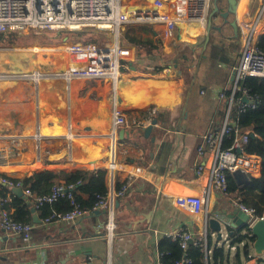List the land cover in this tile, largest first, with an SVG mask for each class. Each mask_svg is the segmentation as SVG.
I'll list each match as a JSON object with an SVG mask.
<instances>
[{
	"label": "crops",
	"instance_id": "1",
	"mask_svg": "<svg viewBox=\"0 0 264 264\" xmlns=\"http://www.w3.org/2000/svg\"><path fill=\"white\" fill-rule=\"evenodd\" d=\"M141 1L146 3L147 0ZM223 1L226 4V0L219 3ZM258 4L259 0H237V38L233 37L232 28L221 16L227 6H218L220 13L212 17L211 24L220 30L212 29L209 39L214 36L225 42L229 64L222 63L213 68V72L206 69L204 61L213 0L205 28L190 33L180 31V39L175 42L163 41L158 29L147 24L127 25L146 27L142 35L149 38L147 47L152 52L136 54L133 46L122 45L130 54L123 61V70L114 91L103 79L77 78L67 82L60 76L50 75L52 79L65 81L64 124L57 122L64 110L55 90L45 92L40 88L39 81L46 70L44 66L40 65L33 77L35 82H32L37 85L35 92L36 86L31 90L28 81L31 78L17 75L18 80H8L2 76L0 156L9 157L6 149H12V145H17L20 150L17 157L10 158L11 167L8 159L0 158V174L31 177L45 170L103 169L107 172L109 192L111 184L123 179L124 170L135 161L165 176V181L163 189H158L148 181L134 178L125 196L114 199L109 210L87 213L73 223L42 224V217L54 206L46 205L36 210L31 200L21 197L28 210L23 218L33 224L31 238L24 242L0 227V264H101L105 261L112 264H157L162 248L173 242L168 235L181 227L188 228L200 239L199 257L203 264L209 263L214 248L226 246L216 240V233L209 229L208 220L236 209L232 204L242 199V184L233 177L237 189L226 195L212 189L208 213L202 220H192L186 211L175 205L174 197L197 191L199 184L191 182L196 167L199 163L211 162L213 153L205 147L204 155L200 156L197 146L207 131L222 125L226 116L227 100L219 99L217 95L232 87L233 69L240 51L239 24L256 15ZM180 41L194 46L192 51L196 55L191 62L179 64L174 59V44ZM234 43L237 48L231 50L229 45ZM28 44L8 46H14L17 51L32 50L34 46L15 47ZM25 54L19 51L13 56H18L16 59L20 61ZM32 62L33 55L29 69L21 64L18 68L28 69L29 73L34 70ZM223 76L226 77L224 83ZM112 100L124 114L123 124L115 126L113 123ZM72 105L92 122L80 132L69 122L67 125V113L72 114ZM10 191L6 192L9 198ZM81 197L87 198L84 194ZM14 209L11 207L12 213ZM234 219L241 218L235 215ZM231 221L229 219L227 225ZM227 227L228 231H235ZM229 247V250L235 249L234 245ZM256 261L257 257L253 256L245 264H256Z\"/></svg>",
	"mask_w": 264,
	"mask_h": 264
},
{
	"label": "built area",
	"instance_id": "2",
	"mask_svg": "<svg viewBox=\"0 0 264 264\" xmlns=\"http://www.w3.org/2000/svg\"><path fill=\"white\" fill-rule=\"evenodd\" d=\"M211 2L212 0H147L146 3L131 5L128 0H0V33L84 28L112 31L113 40L103 44L71 38L39 41L31 50L35 60L34 70L20 76L31 78L35 82L33 77L42 65L46 69L44 75L60 76L67 82L75 78L103 79L109 82L114 91L123 70V61L130 54L129 50L118 42L120 29L132 24L156 25L163 41L175 42L180 39V31L190 33L205 28ZM239 30L240 51L238 63L233 69L232 87L228 92L222 90L217 95L219 99L227 100L226 116L222 125L207 131L197 146V154L200 156L204 155L205 147L213 153L211 162L199 163L196 167L191 182L199 184L197 191L174 197L175 205L186 211L194 221L206 219L212 189L215 188L225 195L229 192L227 173L239 170L250 178L260 176L262 167L260 155L243 150L250 131L236 125L230 113L235 105L238 111L245 107H254L250 102L251 96L245 89L240 88L241 81L249 76L264 78V49L257 46V39L264 33V0H259L258 11L251 20L239 24ZM40 60L42 64L39 63ZM45 61L48 63L43 64ZM240 90L241 102L235 100ZM111 116L115 126L125 122L123 112L113 100ZM225 138L231 139V144L222 149L221 144ZM17 147L12 145V149H6L9 157L4 154L0 156L2 159H8L10 167L13 166L10 158L19 155L20 149ZM15 150L17 151L14 152ZM126 169L128 170H124L125 177L117 185L112 183L107 195H97L95 203L88 210L82 209L76 202L71 193L72 186L62 182L54 184L50 192L44 195H34L27 186H23L20 176H1L0 186L5 185L10 190L22 189L23 197L31 200L36 210L51 205L60 198L66 199L71 206L70 210L65 212L52 210L42 217L41 222L44 225L53 222L73 223L87 213L109 210L114 199L125 196L134 178H141L156 188L163 189L165 176L154 170L132 164ZM9 202L8 196H0V227L5 232L28 242L33 224L15 220L11 210L7 208ZM232 205L247 215L248 227L264 217V213L258 216L255 209L247 206L242 199ZM168 237L181 249L180 257L171 264H193V258L188 250L190 245L200 247V239L186 227L177 229ZM168 253L161 252L157 264H165L162 256ZM101 264L112 263L105 261Z\"/></svg>",
	"mask_w": 264,
	"mask_h": 264
},
{
	"label": "trees",
	"instance_id": "3",
	"mask_svg": "<svg viewBox=\"0 0 264 264\" xmlns=\"http://www.w3.org/2000/svg\"><path fill=\"white\" fill-rule=\"evenodd\" d=\"M129 1L132 4L135 0ZM218 1L219 0H217V2ZM138 2L140 4L143 3L141 0ZM139 30H141V32ZM144 32H146L145 26H128L123 32V38L121 39L120 44L133 46L136 54L150 53V50L147 47L149 38L142 35ZM66 35H69L73 40L91 41L95 43H101L104 36L103 32L97 33L93 28H84L81 30H43L40 33L31 36H29V33L11 32L9 34L0 33V45L29 43L35 39H39L40 41L62 39V37H65ZM236 43L229 45L231 50L237 48ZM225 45L226 44L223 40L217 39L214 36L210 37L204 59L206 69L210 72H213V68L218 67V65L222 63L229 64V60L227 59V47ZM20 46L25 47L32 45H16L15 47ZM257 46L264 49V33L257 39ZM193 48L194 46L187 42L180 41L175 43L174 59H176L179 64L191 62L196 55L195 52L192 51ZM221 73L224 75L223 72ZM225 76H223V83L226 82ZM240 88L245 89L251 96L250 102H252L254 107H245L243 110L238 111L237 105H235L231 112V119L235 121L236 125L239 127L248 128L250 131L248 141L244 144L243 150L260 155L262 160L260 176L257 178L248 177V182L240 189V193L243 202L247 206L254 208L256 214L261 216L264 213V78L252 76L245 77L240 83ZM225 91L228 92L229 89ZM235 100L241 102V90L237 92ZM251 134L253 136H251ZM230 144L231 139L225 138L221 144V148H227ZM132 164L142 166L138 162L135 163V161H133ZM106 174L107 172L103 169H82L67 172L45 170L39 173H34L31 177H22L20 179L22 180L23 186H27L34 195H44L49 193L51 187L59 182H62L67 186L70 185L72 186L71 193L76 202L82 209L88 210L91 209L95 203L97 195H107L108 188L106 186ZM0 176L6 175L0 174ZM226 176L228 180V191L237 189L231 173H227ZM8 190L10 191L7 186L2 185L0 196L6 197V192ZM82 194L86 195L87 198L83 199L81 197ZM51 205L54 207H52L47 213L52 210L65 212L71 209L69 202L64 198L58 199ZM11 207L15 208L12 213L14 219L26 222L23 218V215L28 213L25 199L17 196L12 191H10V202L8 203L7 208L11 210ZM250 234L251 231L248 226L244 227L242 230L234 231L232 235L229 236L230 245L235 246L233 257H230L229 250L226 252L222 246L216 247L213 249L208 264H245L247 261L251 260L253 258L251 253V243L254 239ZM238 244H242L241 247ZM161 251L169 252L162 256V261L165 264H171L181 255V249H179L175 242L164 246ZM188 253L193 258V264H201L199 247H193L190 245ZM256 264H264V257H257Z\"/></svg>",
	"mask_w": 264,
	"mask_h": 264
},
{
	"label": "rangeland",
	"instance_id": "4",
	"mask_svg": "<svg viewBox=\"0 0 264 264\" xmlns=\"http://www.w3.org/2000/svg\"><path fill=\"white\" fill-rule=\"evenodd\" d=\"M128 3L131 4V2L129 0H128ZM217 4L221 8H225V6H226L225 1H223L222 4H220L218 1ZM210 12H211V10L209 11V13ZM218 23H219V20H218ZM214 25H217V24L215 23ZM152 27L157 28L156 25H154ZM94 30L97 33L103 32L104 36L102 35L103 36V38L101 40L102 44L113 40L112 31H110V30H97V29H94ZM119 31H120V33H119L118 42L120 43L121 39L123 38V32L125 31V28L120 29ZM40 32L41 31H28L26 33L27 34L29 33V36H31V35H35V34L40 33ZM62 38L70 39L69 35H66L65 37H62ZM39 41H40L39 39H35V40L29 42L28 45L34 46V44H36ZM3 48H7V49H3ZM13 48H14V46L0 45V75L5 77V79H8V80H12V79L18 80V78H16V76L20 75V74L28 73L27 71L31 67V59H32L31 51L28 53L26 52V54H25L26 56L24 55L22 57L23 59L18 61L16 59V57H18V56L14 57L13 54H17V53H19V51L14 50ZM6 52H8V53H6ZM150 52H152V51H150ZM19 64H21L23 67H26L28 69L24 70V71L19 69L18 68ZM21 71L24 73H22ZM41 74H43V73H41ZM8 75L10 77H7ZM48 76H50V75H48V74L43 75L42 78L40 79V81L38 80L40 82V88H41V90H43V88H44L45 92H47L46 90H49V91L55 90L54 92L58 95L59 99L63 102L62 103V105H63L62 109L64 110V114L61 116V120H59L57 122H61V124H64V117H65V113H66L65 102H64L65 101L64 98L66 96L65 81L61 80V79H52L51 76L50 77H48ZM75 79H77V78H75ZM20 80H25V79H20ZM28 81L31 82V90L33 89V86H36L35 87L36 89H33V90H34V92L37 91V85H34V83L32 82L31 79H29ZM77 111L78 110H74V106H73L72 114H70V111H69V113H67L66 121H67V125L69 122V124L72 125L73 128L77 132H80V131L84 130L85 125H90L92 122L89 118H84L83 115L81 114V112H79V111L77 112ZM69 117H70V119H68ZM73 133L75 134L74 131H73ZM69 138L71 139L70 136H69ZM108 142H107V145H108ZM14 152H16V151H14ZM126 170H128V169H126ZM221 242H222V240L219 243H221ZM238 245L241 247L242 244H238ZM223 248L226 252L229 250L227 245L223 246ZM229 252H230V257H231L234 254V250L233 251L229 250ZM251 253L253 255L252 249H251Z\"/></svg>",
	"mask_w": 264,
	"mask_h": 264
},
{
	"label": "water",
	"instance_id": "5",
	"mask_svg": "<svg viewBox=\"0 0 264 264\" xmlns=\"http://www.w3.org/2000/svg\"><path fill=\"white\" fill-rule=\"evenodd\" d=\"M226 6H227L226 10L223 13H221V16L224 19L223 21L225 23H228L230 27L232 28L233 37L237 38L238 25H237L236 18H235L237 0H226ZM213 7H214V10L211 12L208 18V27H207L206 37H205L206 41H208L210 31L212 29H216L217 31L220 30L219 27H214L211 25L212 17L215 15V13H220L217 0H213ZM229 16L232 18L229 19ZM251 136L253 135L251 134ZM231 175L232 177L235 178L237 183L242 184V186H244L248 182V176L239 170L233 171ZM11 191L15 193L17 196L23 197L22 189L14 188ZM235 215H238L241 219L240 220L234 219ZM229 219L232 220L231 221L232 223H229L227 225V222ZM247 219H248L247 215L235 209L234 211H227L225 213H221L216 218H210L208 220V227L212 232L216 233L217 241L222 240L221 245H225L227 241L228 242L227 247L230 248L229 246L231 245H230L229 236H231L234 231H228L227 226L235 229V231L242 230L244 227L247 226L246 225ZM249 228L251 231V236L254 239L251 243V249L253 251V256L264 257V217L255 221ZM223 232H225V234H223Z\"/></svg>",
	"mask_w": 264,
	"mask_h": 264
},
{
	"label": "bare ground",
	"instance_id": "6",
	"mask_svg": "<svg viewBox=\"0 0 264 264\" xmlns=\"http://www.w3.org/2000/svg\"><path fill=\"white\" fill-rule=\"evenodd\" d=\"M242 7V4H240V8ZM19 51H23V53H28V52H30L31 51V49H25V50H19ZM39 63L40 64H42V62H41V60L39 61ZM44 63H48L47 61H45V62H43V64ZM32 64L34 65L35 64V60H34V62H32ZM32 66V65H31ZM38 77V76H37ZM35 80V79H34Z\"/></svg>",
	"mask_w": 264,
	"mask_h": 264
}]
</instances>
